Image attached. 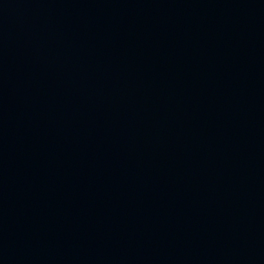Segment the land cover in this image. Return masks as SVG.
<instances>
[{
	"label": "water",
	"instance_id": "water-1",
	"mask_svg": "<svg viewBox=\"0 0 264 264\" xmlns=\"http://www.w3.org/2000/svg\"><path fill=\"white\" fill-rule=\"evenodd\" d=\"M0 264H264V0H0Z\"/></svg>",
	"mask_w": 264,
	"mask_h": 264
}]
</instances>
